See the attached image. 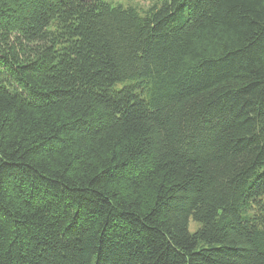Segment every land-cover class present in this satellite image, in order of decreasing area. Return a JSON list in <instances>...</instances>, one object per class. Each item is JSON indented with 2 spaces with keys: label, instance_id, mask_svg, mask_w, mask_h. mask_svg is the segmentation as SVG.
<instances>
[{
  "label": "trees",
  "instance_id": "obj_1",
  "mask_svg": "<svg viewBox=\"0 0 264 264\" xmlns=\"http://www.w3.org/2000/svg\"><path fill=\"white\" fill-rule=\"evenodd\" d=\"M144 1L0 0V264H264V0Z\"/></svg>",
  "mask_w": 264,
  "mask_h": 264
},
{
  "label": "rangeland",
  "instance_id": "obj_2",
  "mask_svg": "<svg viewBox=\"0 0 264 264\" xmlns=\"http://www.w3.org/2000/svg\"><path fill=\"white\" fill-rule=\"evenodd\" d=\"M107 1L113 4L121 3L124 6L134 5L135 7H138L139 9H145L149 6V3L144 0H107ZM193 229H195V224L191 223V230Z\"/></svg>",
  "mask_w": 264,
  "mask_h": 264
}]
</instances>
